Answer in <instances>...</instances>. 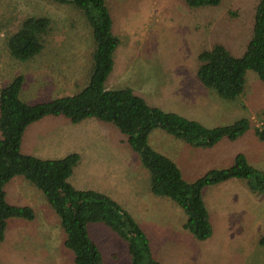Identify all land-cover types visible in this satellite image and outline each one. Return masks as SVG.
Returning a JSON list of instances; mask_svg holds the SVG:
<instances>
[{
    "label": "rangeland",
    "instance_id": "1",
    "mask_svg": "<svg viewBox=\"0 0 264 264\" xmlns=\"http://www.w3.org/2000/svg\"><path fill=\"white\" fill-rule=\"evenodd\" d=\"M257 1L222 0L218 7L192 10L182 0H106L112 32L120 43L105 88L129 87L148 105L208 129L242 118L251 122V128L235 141L223 138L207 148L154 129L149 146L170 159L188 183L208 171L230 167L239 154L258 174H264V142L251 134L264 123V82L246 71L243 93L229 101L204 89L196 79L197 55L214 43L225 45L233 56L242 55L251 38ZM32 16L51 22L43 48L27 61H14L5 52V41L21 20ZM93 47L92 30L73 5L0 0V86L23 76L19 99L27 105L79 93L88 83ZM59 117L30 124L20 152L43 160L78 154L68 183L118 201L146 234L156 261L264 264V247L258 245L264 235V193H253L241 179L205 187L202 199L210 212L213 234L197 241L183 229L187 219L183 210L171 199L150 192L148 171L114 126L96 118L73 123ZM4 191L9 204L31 207L35 218L8 220L5 240L0 243L2 264H74L72 253L63 246L59 220L41 191L20 176L8 182ZM88 234L102 254V264H131L126 243L105 225H88Z\"/></svg>",
    "mask_w": 264,
    "mask_h": 264
},
{
    "label": "trees",
    "instance_id": "2",
    "mask_svg": "<svg viewBox=\"0 0 264 264\" xmlns=\"http://www.w3.org/2000/svg\"><path fill=\"white\" fill-rule=\"evenodd\" d=\"M48 1L73 5L85 17L94 43L90 76L79 93L35 105H27L19 99L23 76L18 75L5 87L0 86V243L5 240L8 220L33 221L35 218L31 207L6 201L5 185L20 176L41 191L54 211L65 235L63 246L72 253L74 264H102V254L88 234V225L96 223H102L126 243L131 264H161L153 258L144 231L118 201L99 192L77 190L68 183L80 159L78 154L43 160L20 152L25 129L47 117L63 116L73 123L96 118L114 126L148 171L150 192L171 199L183 210L187 216L183 229L197 241H206L213 233L202 199L205 187L241 179L253 193H264V174H258L242 154L234 157L230 167L208 171L200 179L188 183L170 159L148 144L150 133L161 128L191 146L212 147L223 138L235 141L243 136L251 128L248 118L208 129L197 121L148 105L129 87L105 88L120 43L112 32L113 20L106 0ZM182 1L192 10L215 8L222 2ZM21 21L7 37L5 52L14 61L24 62L41 51L51 22L44 16L26 17ZM197 59V82L204 89L215 91L220 99L232 101L243 93L248 70L264 82V0H258L255 5L251 38L242 55L233 56L225 45L216 42L211 49L198 53ZM252 131L255 138L264 142V123ZM258 245L264 247V235L259 237Z\"/></svg>",
    "mask_w": 264,
    "mask_h": 264
},
{
    "label": "crops",
    "instance_id": "3",
    "mask_svg": "<svg viewBox=\"0 0 264 264\" xmlns=\"http://www.w3.org/2000/svg\"><path fill=\"white\" fill-rule=\"evenodd\" d=\"M264 113V112H263ZM61 117V116H60ZM59 117V118H60ZM49 118H51V117H49ZM55 118H57V117H55ZM68 120V119H67ZM69 121V120H68ZM251 134H252V136H253V138H255V136L253 135V132H251ZM261 154H262V156H264V152H262V149H261ZM264 158V157H263ZM217 189V188H216ZM215 190V189H214ZM214 190H212L211 192H213ZM211 192H209V193H211ZM209 193L207 194V196H206V199H208V195H209ZM144 213H151L149 210L148 211H146L145 210V212ZM210 213V212H209ZM184 222L185 221H183V224H184ZM213 234V233H212Z\"/></svg>",
    "mask_w": 264,
    "mask_h": 264
}]
</instances>
